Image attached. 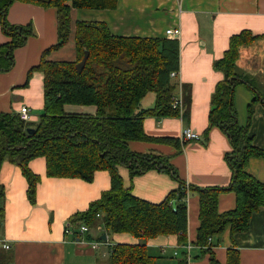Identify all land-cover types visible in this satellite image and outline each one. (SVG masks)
Instances as JSON below:
<instances>
[{
    "label": "crops",
    "instance_id": "0c3cea01",
    "mask_svg": "<svg viewBox=\"0 0 264 264\" xmlns=\"http://www.w3.org/2000/svg\"><path fill=\"white\" fill-rule=\"evenodd\" d=\"M7 18L16 25L32 24L33 34L15 49L13 68L0 72V112L18 114L22 105H27L30 113L27 122L35 125L44 110V75L34 70L29 76V71L39 65L44 51L58 42L57 9L16 0ZM71 18L68 43L50 51L47 60H76L75 30L79 20L106 22L110 31L119 36H171L179 40L180 69L174 77L177 83L174 99L183 100L190 94L188 118L184 119L181 111L180 116H148L143 126L150 137L181 139V148L171 142L128 141L133 152L167 156L177 177L156 168L131 176L129 168L124 166L120 173L125 188L142 199L159 203L179 187L180 180L198 186L227 187L232 177L226 160V155L233 152L229 137L219 127H213L207 137L203 134L209 123L212 93L224 78L214 63L224 56L233 35L248 30L259 37L240 48L238 71L258 80L259 75L264 81V0H117L113 9L73 8ZM177 28L181 30L178 36L167 35V29ZM8 41L0 21V45ZM150 93L148 101L143 102V98L142 108L154 106L156 94ZM253 98L254 91L247 86L236 88L235 107L242 126L248 122V105ZM64 108L68 113L82 114H95L97 110L94 105L66 104ZM188 127L200 133V139L185 140L183 131ZM250 135L254 137V144L264 150L262 104L255 106ZM30 167L40 177L35 203L28 197L29 184L21 167L8 160L1 167L0 183L5 187L6 197L0 231V264H109L112 247L120 243H145L149 254L157 257V264H179L185 256L189 257L187 264H228L230 247L239 249L240 264H264V206L253 214L248 231L232 236L228 226L214 236L212 252H202L196 244L200 225L197 194L187 199L188 236L184 244L179 243L177 235H159L145 242L130 233H110L103 223L81 234L79 224L72 223L70 218L86 210L102 192L110 189L109 171H96L93 181L89 182L48 176L44 157L33 159ZM247 171L264 182V158L252 157ZM236 201L234 192H223L219 197V211L235 209ZM103 234L107 235L106 240H98L100 246L93 248L90 242L97 239L88 237ZM6 244L10 247L6 248ZM187 244H190L189 251Z\"/></svg>",
    "mask_w": 264,
    "mask_h": 264
},
{
    "label": "trees",
    "instance_id": "16d2710c",
    "mask_svg": "<svg viewBox=\"0 0 264 264\" xmlns=\"http://www.w3.org/2000/svg\"><path fill=\"white\" fill-rule=\"evenodd\" d=\"M16 0H0V21L9 41L0 45V72L15 64V49L23 46L33 34L32 24L16 25L7 18ZM57 9L58 42L43 53L39 65L31 68L44 75V110L35 125L13 112H0V171L5 160L21 167L29 187L28 197L36 202L39 175L30 167L33 159L44 157L50 177L80 178L93 181L96 171L107 170L111 176L110 189L90 203L86 210L75 213L71 222L85 223L90 230L103 223L107 232L130 233L145 242L159 235H177L180 244L187 241L188 205L191 194L199 196V220L196 244L202 252H212L210 238L230 226L231 234L248 231L253 214L264 206V182L247 171L252 157L264 158V150L254 144L250 126L255 106H264V83L240 74L237 60L240 48L253 43L259 36L248 30L233 35L224 56L214 68L224 73L211 96L209 123L203 134L207 137L213 127H219L229 137L233 152L226 155L232 171L230 184L198 186L180 180L159 203L142 199L125 188L120 168L127 166L131 176L156 168L176 176L167 156L156 153L133 152L128 141H161L181 148L176 137L153 138L145 133L143 122L148 116L156 118L180 116L188 118L191 97L187 94L175 105L177 83L171 73L180 69V46L175 37L155 38L114 35L106 22H76L75 61H52L50 51L65 46L72 32L73 8L113 9L117 0H21ZM89 51L82 72L76 64ZM245 85L254 91L248 105V122L239 124L235 107V90ZM154 92L153 107L142 108L143 98ZM66 104L94 105L95 114L68 113ZM184 104V105H183ZM182 109V110H181ZM29 127L35 128L33 132ZM225 191L236 194V207L219 211V197ZM5 187L0 183V231L5 217ZM176 201V207L173 206ZM99 215V216H98ZM101 236V235H100ZM99 237H88L89 239ZM228 264H240L237 247L227 250ZM188 256L179 264H187ZM214 263L216 260L211 258ZM109 264H157L145 243H120L112 247Z\"/></svg>",
    "mask_w": 264,
    "mask_h": 264
},
{
    "label": "built area",
    "instance_id": "2783aa9c",
    "mask_svg": "<svg viewBox=\"0 0 264 264\" xmlns=\"http://www.w3.org/2000/svg\"><path fill=\"white\" fill-rule=\"evenodd\" d=\"M166 33H167V35L178 36L181 33V30L179 28H177V29H167ZM177 74L178 73L176 71H174V72L171 73V76L172 77H176ZM177 103H178V100L175 99V105H177ZM18 114H19L20 118L22 120H24V121H28L30 119L29 108H28L27 105H22V107L20 108ZM200 136H201L200 133L194 131L192 128H189V127L185 128L184 131H183V138L185 140L200 139ZM89 229H90L89 226L87 224H85V223H81L78 226V231L81 234H85V233L89 232ZM68 231H69V229H67V232ZM209 240H210V242H212L213 238H210ZM90 244H91V246L93 248H98L100 246V242L98 240L97 241L93 240V241L90 242ZM5 247L9 248L10 245L6 244ZM185 247L187 248L188 251L190 250V244H187Z\"/></svg>",
    "mask_w": 264,
    "mask_h": 264
},
{
    "label": "water",
    "instance_id": "95a60500",
    "mask_svg": "<svg viewBox=\"0 0 264 264\" xmlns=\"http://www.w3.org/2000/svg\"><path fill=\"white\" fill-rule=\"evenodd\" d=\"M88 57H89V51H85V54H84L82 60L76 64V68H77L78 72L83 71ZM34 130H35V128H33V127L28 128V131H30V132H33ZM173 206L176 207V201H173ZM106 237H107V235L103 234L101 236V239L106 240Z\"/></svg>",
    "mask_w": 264,
    "mask_h": 264
},
{
    "label": "rangeland",
    "instance_id": "374dc122",
    "mask_svg": "<svg viewBox=\"0 0 264 264\" xmlns=\"http://www.w3.org/2000/svg\"><path fill=\"white\" fill-rule=\"evenodd\" d=\"M257 77L259 78L260 81L264 82V81L259 77V75H257ZM151 94H152V93H149L147 96H145L143 102L148 101V100H149V97H151V96H150Z\"/></svg>",
    "mask_w": 264,
    "mask_h": 264
}]
</instances>
